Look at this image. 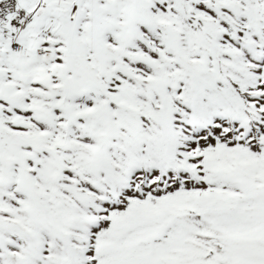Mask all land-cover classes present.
I'll return each mask as SVG.
<instances>
[{"label": "snow or ice", "instance_id": "obj_1", "mask_svg": "<svg viewBox=\"0 0 264 264\" xmlns=\"http://www.w3.org/2000/svg\"><path fill=\"white\" fill-rule=\"evenodd\" d=\"M0 264H264V0H0Z\"/></svg>", "mask_w": 264, "mask_h": 264}]
</instances>
